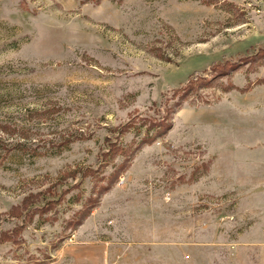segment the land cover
Returning <instances> with one entry per match:
<instances>
[{"label": "rangeland", "instance_id": "rangeland-1", "mask_svg": "<svg viewBox=\"0 0 264 264\" xmlns=\"http://www.w3.org/2000/svg\"><path fill=\"white\" fill-rule=\"evenodd\" d=\"M263 234L264 0H0V264H264Z\"/></svg>", "mask_w": 264, "mask_h": 264}, {"label": "crops", "instance_id": "crops-1", "mask_svg": "<svg viewBox=\"0 0 264 264\" xmlns=\"http://www.w3.org/2000/svg\"><path fill=\"white\" fill-rule=\"evenodd\" d=\"M264 235V234H263ZM133 245H135V244H133ZM133 245H128L127 246V250L129 251L131 248H133ZM126 257L128 258V254L126 255V254H124L123 256H122V258H123V261H122V264H128L130 261H127L126 260ZM136 263V262H135Z\"/></svg>", "mask_w": 264, "mask_h": 264}, {"label": "trees", "instance_id": "trees-1", "mask_svg": "<svg viewBox=\"0 0 264 264\" xmlns=\"http://www.w3.org/2000/svg\"><path fill=\"white\" fill-rule=\"evenodd\" d=\"M4 236H5V234H4ZM7 238H5V237H3V238H1V241L3 242V241H5Z\"/></svg>", "mask_w": 264, "mask_h": 264}]
</instances>
